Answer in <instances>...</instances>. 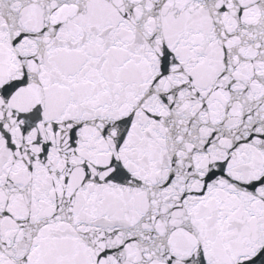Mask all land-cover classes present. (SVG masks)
Returning a JSON list of instances; mask_svg holds the SVG:
<instances>
[{"label": "snow or ice", "instance_id": "1", "mask_svg": "<svg viewBox=\"0 0 264 264\" xmlns=\"http://www.w3.org/2000/svg\"><path fill=\"white\" fill-rule=\"evenodd\" d=\"M0 264H264V0H0Z\"/></svg>", "mask_w": 264, "mask_h": 264}]
</instances>
